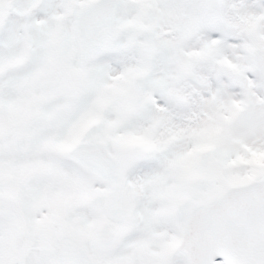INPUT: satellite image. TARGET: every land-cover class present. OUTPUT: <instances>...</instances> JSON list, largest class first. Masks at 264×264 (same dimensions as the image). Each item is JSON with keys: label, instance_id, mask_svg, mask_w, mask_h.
Masks as SVG:
<instances>
[{"label": "snow or ice", "instance_id": "1", "mask_svg": "<svg viewBox=\"0 0 264 264\" xmlns=\"http://www.w3.org/2000/svg\"><path fill=\"white\" fill-rule=\"evenodd\" d=\"M0 264H264V0H0Z\"/></svg>", "mask_w": 264, "mask_h": 264}]
</instances>
